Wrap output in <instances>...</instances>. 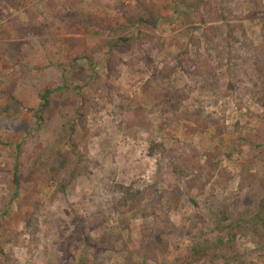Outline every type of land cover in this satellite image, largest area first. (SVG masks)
Instances as JSON below:
<instances>
[{"label": "rangeland", "instance_id": "obj_1", "mask_svg": "<svg viewBox=\"0 0 264 264\" xmlns=\"http://www.w3.org/2000/svg\"><path fill=\"white\" fill-rule=\"evenodd\" d=\"M262 103L264 0H0V264H264Z\"/></svg>", "mask_w": 264, "mask_h": 264}, {"label": "trees", "instance_id": "obj_2", "mask_svg": "<svg viewBox=\"0 0 264 264\" xmlns=\"http://www.w3.org/2000/svg\"><path fill=\"white\" fill-rule=\"evenodd\" d=\"M160 18L158 16H155L153 14L150 13H143L140 15L138 22L140 24H143L145 26H151L153 28L156 27V25L158 24ZM124 43L126 44L129 40H125L123 39ZM116 50L118 51H123V49H119L118 48V44L115 45L114 47ZM124 48V46H123ZM51 92L50 91H45V93L42 96V104L40 105V108L34 113L36 119L40 122L43 120V114L49 109L50 107V103H51ZM168 99V98H167ZM15 104H18V102L13 98L12 99ZM264 105V103H262ZM21 109L23 110L24 108L21 107ZM77 118L80 121H83V115H79L77 114ZM82 130H83V136L86 137V133L84 132L85 130V126L82 124ZM74 127H72L70 129L71 132H73ZM76 147V145H75ZM73 147V154H75L76 152V148ZM70 160V155L69 154H60V153H56V160L55 163L52 164V166L50 167V170L48 171L49 174V178L51 180H57L59 178L60 173L65 169L66 164L69 162ZM72 173H70V177H72L73 175H71ZM15 186L18 187L19 183H18V179L16 178V180L14 181ZM63 189H65V185L63 186ZM2 249L0 247V254H2Z\"/></svg>", "mask_w": 264, "mask_h": 264}]
</instances>
